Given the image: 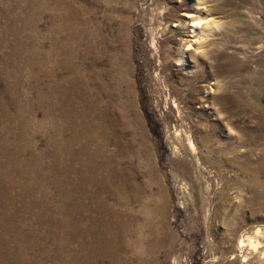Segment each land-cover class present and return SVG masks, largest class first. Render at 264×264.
Segmentation results:
<instances>
[{"label": "rangeland", "instance_id": "rangeland-1", "mask_svg": "<svg viewBox=\"0 0 264 264\" xmlns=\"http://www.w3.org/2000/svg\"><path fill=\"white\" fill-rule=\"evenodd\" d=\"M59 1L69 10L65 31L55 38L62 43L67 34L68 45L61 52L53 48L48 6L38 14V37L30 39L29 28L21 35V60L28 67L23 86L34 83L27 74L42 73L52 56L54 71H64L60 77L68 75L71 62L79 93L85 89L83 75L92 71V100L111 121V103L99 100L96 87L100 80L108 91L112 87V59L117 70L124 64L128 78L121 82V94L128 119L115 107V136L108 149L118 151L121 145L119 165L142 189L136 196L155 209L154 231L160 241L156 249L151 241L143 243L149 264H264V0H208L199 6L196 0ZM10 2L28 6L20 0ZM194 6L198 8L192 10ZM5 10L0 9V18H5L0 19L2 30L10 17ZM189 10L197 18L194 22L184 17ZM204 15L221 22L208 34L199 27ZM6 75L11 83H20L15 70L13 77L7 70ZM40 77L43 90L47 78ZM2 79L0 75V113L7 112L14 122L18 106ZM64 89L68 92L62 85L56 93ZM31 98V111L41 123L47 102H36L37 91ZM34 135L37 150L49 159L42 131ZM145 143L157 176L151 177L149 159L140 149ZM127 154L132 161L124 159ZM243 165L260 166V188ZM126 182L124 191L129 192ZM160 188L167 196L163 229L158 225ZM136 204L130 202L129 207L137 210ZM145 213L137 215L138 222L146 219ZM54 214L60 219L61 212ZM152 231L149 222L141 236L148 239ZM104 263L112 264L107 258Z\"/></svg>", "mask_w": 264, "mask_h": 264}, {"label": "bare ground", "instance_id": "bare-ground-1", "mask_svg": "<svg viewBox=\"0 0 264 264\" xmlns=\"http://www.w3.org/2000/svg\"><path fill=\"white\" fill-rule=\"evenodd\" d=\"M20 1L27 2L28 6H15L10 0H0V9L6 7V14L10 15L5 29L0 26V75L5 90L18 106L14 122L7 112L0 113V264H105V258L112 264H135L133 256L137 258V264H149L151 261L143 243L151 241L152 249H156L160 241L159 233L154 231L155 209L149 208V203L146 205L147 201L141 195L136 196L141 194L142 189L134 175L127 176L119 165L121 145L118 144V151L108 149L111 136H115V107L123 118L128 119V104L121 94V82L126 83L128 78L123 70L125 66L123 64L117 70L112 59L115 69L108 78L112 87L108 91L101 80L96 87L101 92L99 100L111 103L114 115L111 121L107 112L92 100L93 88L89 86L92 71H85L81 79L85 89L79 93L74 84L76 70L71 62L68 75L60 77L59 74L64 71L62 73L60 67L58 72L54 71L56 60L52 56V61L43 66L40 73L47 78L45 89H41L42 79L38 73L27 74V78L33 79L34 83L24 88L23 73L28 67L21 60L25 44L22 32L29 28V38L35 40L38 37V14L49 6L53 22L50 30L52 46L58 52L64 51L68 45L67 34L62 43L55 37L66 29L64 19L69 7L59 0H45V5L42 0ZM195 2L196 6L206 5L208 0ZM196 6L192 10L198 8ZM191 12L186 11L184 17L194 22L197 18ZM204 16L203 25L199 27L203 34H208L210 28L221 22L209 15L208 18ZM6 70L9 75L15 70L20 83H11ZM62 85H66L68 92L64 89L56 93ZM34 91H37L36 102L39 105L47 102L45 119L41 123L36 121L30 108L33 102L31 93ZM107 122L110 123V131ZM38 130L46 139L49 159L37 150L33 137ZM142 147L140 149L149 159L147 166L151 177L157 176L149 144H142ZM124 159L132 161L128 154ZM242 169L252 175L259 188L262 186L259 181L260 166L243 165ZM126 181H129V192L124 191ZM160 193L158 225L163 229L167 196L163 188H160ZM133 201L138 204L137 210L129 207ZM55 212H61L60 219ZM141 212H147L146 219L138 222L137 215ZM149 222L153 223V231L146 239L141 233Z\"/></svg>", "mask_w": 264, "mask_h": 264}]
</instances>
